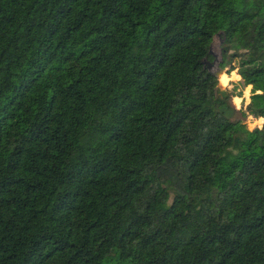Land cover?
Instances as JSON below:
<instances>
[{
    "label": "trees",
    "instance_id": "obj_1",
    "mask_svg": "<svg viewBox=\"0 0 264 264\" xmlns=\"http://www.w3.org/2000/svg\"><path fill=\"white\" fill-rule=\"evenodd\" d=\"M263 120L264 0H0V264H264Z\"/></svg>",
    "mask_w": 264,
    "mask_h": 264
},
{
    "label": "rangeland",
    "instance_id": "obj_2",
    "mask_svg": "<svg viewBox=\"0 0 264 264\" xmlns=\"http://www.w3.org/2000/svg\"><path fill=\"white\" fill-rule=\"evenodd\" d=\"M211 51H212V54H213V56L215 57V59H214V61L211 63V65H214L213 67H212V71H216V66L220 63V61H221V40L219 39V38H217L216 40H215V42L212 44V47H211ZM226 71H227V69H226ZM226 71H224V73H222V72H220V77H221V75H223V74H225V72ZM230 76H232V74L230 75ZM220 77H219V79H220ZM228 78H226V79H224V80H222V83H221V81H220V85H221V87L223 88V89H230V90H233L234 91V94H239V92L238 93H236L235 91V88H233L232 86L231 87H225L224 85H226L227 83H228ZM243 93V92H242ZM241 99V101L239 102V101H237L236 103H234V105H235V107L236 108H238V109H240L239 107H241V105H242V103H243V101H245V100H247V99H242V98H240ZM233 100V99H232ZM231 105L233 106V103H232V101H231ZM234 107V106H233ZM234 107V108H235ZM241 116H240V113H237V116H236V118H240ZM260 123V122H259ZM261 124V123H260ZM246 127L249 129V130H253L255 127H257V126H259V127H262V125H259L258 123H257V121H255L252 117H250L248 120H246Z\"/></svg>",
    "mask_w": 264,
    "mask_h": 264
},
{
    "label": "crops",
    "instance_id": "obj_3",
    "mask_svg": "<svg viewBox=\"0 0 264 264\" xmlns=\"http://www.w3.org/2000/svg\"><path fill=\"white\" fill-rule=\"evenodd\" d=\"M232 74V76H230ZM230 75H228V74H225L226 76H227V78H228V83L226 84V85H224L225 87H229L230 86V84H231V82H237V81H239L240 80V76L237 74V72L236 71H234V72H232ZM251 87V92H250V94L249 95H246V92H247V89L248 88H250ZM235 92L236 93H238V92H240V93H242L243 92V96H241V97H234V98H242V99H247V100H245V102L243 103V104H245V105H247V104H249V102H250V100H251V94H252V91H253V88H252V86H249V87H247V88H245V89H240L239 87H236L235 86ZM233 101V100H232ZM242 104V105H243ZM241 105V106H242ZM239 108H241V107H239ZM236 110H240V109H238V108H236ZM263 122H264V120H263Z\"/></svg>",
    "mask_w": 264,
    "mask_h": 264
},
{
    "label": "water",
    "instance_id": "obj_4",
    "mask_svg": "<svg viewBox=\"0 0 264 264\" xmlns=\"http://www.w3.org/2000/svg\"><path fill=\"white\" fill-rule=\"evenodd\" d=\"M212 47V46H211ZM212 52V51H211ZM214 65H211V64H209V70L216 76V77H220V72H222L223 73V71H222V69H220V67H219V64L216 66V71H212V67H213Z\"/></svg>",
    "mask_w": 264,
    "mask_h": 264
}]
</instances>
